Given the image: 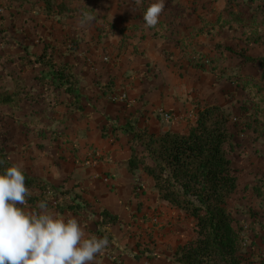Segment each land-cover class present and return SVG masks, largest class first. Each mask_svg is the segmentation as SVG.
I'll use <instances>...</instances> for the list:
<instances>
[{
	"label": "crops",
	"instance_id": "crops-1",
	"mask_svg": "<svg viewBox=\"0 0 264 264\" xmlns=\"http://www.w3.org/2000/svg\"><path fill=\"white\" fill-rule=\"evenodd\" d=\"M153 2L155 0H147V6H137L134 0H114L110 4L112 15L109 12L110 17L105 22L111 26L109 35L117 37V41L114 39L108 51L102 50V55L116 58L120 53L116 68L103 62L105 58H101L96 46L84 51L88 53L86 57L78 53L80 50H55L56 62L69 65L77 77L83 106V112L79 114L85 115L89 126L83 130V139L78 138L79 152L75 156L68 152L67 156L71 157H67L66 162L59 160L56 165L24 169L25 173L59 193L68 192L50 198L48 205L52 208L49 210L59 213L55 209L57 203L77 204L76 212L59 214L76 217L90 236L108 238V247L96 256L94 264H174L176 249L193 237V230H187L177 218L183 215L158 200L150 178L140 171L134 175L127 172L130 136L122 128L133 126L154 135L183 134L196 119V104L224 108V101L231 97V88L223 82L226 80L217 81L216 75L193 68L182 71L176 63L165 62L166 45L181 37H175L177 33L168 31L169 27L164 28L162 34H158V25L145 27L143 14ZM224 5L222 0L218 1V14L214 18L210 16L213 21L209 26L207 12L203 17L184 12V18L177 21L185 32H193V35L203 29L197 33L199 37L213 33L215 26L218 32L215 20ZM212 10L213 7L209 9ZM187 16L189 19L186 20ZM200 19L207 28H200ZM199 37L194 40V45L201 41ZM214 43L223 45V40ZM179 44L182 49L177 45L173 48L176 60L185 53L183 43ZM203 47L197 46V50L202 52ZM42 49L34 54H39ZM165 70L168 71L163 74ZM41 71L29 70L34 72L33 78ZM128 75L132 78L126 80ZM109 89L112 94H105L104 90L109 93ZM38 90L36 87L35 92ZM121 94L125 95V100H110L111 95ZM159 110L173 112L174 121L163 123L158 117ZM76 197L79 199L74 200ZM103 212L115 216L117 223L104 221Z\"/></svg>",
	"mask_w": 264,
	"mask_h": 264
},
{
	"label": "rangeland",
	"instance_id": "rangeland-1",
	"mask_svg": "<svg viewBox=\"0 0 264 264\" xmlns=\"http://www.w3.org/2000/svg\"><path fill=\"white\" fill-rule=\"evenodd\" d=\"M4 1L0 0V76L5 77V80L0 84H5L8 88L11 86L9 75L19 73L21 69L26 92H35L36 85L32 80L34 72L30 73L31 69L24 71L25 68L20 66V59L26 52L34 54L45 45H50L60 52L80 50L78 53L86 57L88 53L84 51L96 46L102 58L103 51H108L114 39L117 41V37L109 35L111 26L105 22L109 12L111 13L110 4L114 0H65L66 5L71 9V14L57 19L46 18L39 11L17 14L5 9ZM218 1L165 0V9L159 18L158 34L164 33V28L169 27L168 31L177 33L175 37H181L176 40L169 39L171 41L166 45L165 52L166 63H176L182 71L193 68L198 72L210 74L209 60L218 58V69L223 70L224 76L239 75L243 82L249 81L247 89H243L231 81L221 80L232 90L231 97L224 101V108L221 109L229 115V130L235 144L233 152L229 153V159L238 177V188L228 200L226 207L232 217L234 230L240 233L245 258L250 259L253 264H264V90L258 92L259 87H254L256 84H261L259 70L253 66L237 70L238 61L223 49L229 47L236 52L243 50L245 55L259 57L264 56V43L256 46L246 45L247 31L245 33L244 30L237 28L228 30V27L216 32L215 26L213 33H208L206 36L201 34L202 36L199 37L197 33L193 35V32H185L177 21L184 18V12L202 17L207 12L209 26L213 21L210 16L213 15L214 18L218 14ZM222 1L224 4L227 2V0ZM205 2H208L207 8ZM141 4L147 6V0H142ZM211 7L213 10L210 12ZM223 9L219 13L221 21L229 22L230 19L224 14ZM185 18L187 20L189 16ZM198 25L201 26L200 28L203 26L207 28L202 19L198 21ZM176 29L178 31L175 32ZM263 29L260 27V30ZM201 30L203 32V29ZM197 37L201 41L194 45ZM220 39L223 40V45L214 43L220 42ZM181 42L185 53L183 50L182 58L178 56L179 59L176 60L173 48L182 49L179 44ZM175 45L177 46L174 47ZM197 46H204L202 52L200 49L197 50ZM216 46H222V49L215 50ZM119 56L120 53L116 58L103 56V59L107 58V61L104 59L103 62L107 65L110 63V66L116 68L119 65ZM166 71L168 70L163 71V74ZM125 77L129 80L132 75ZM104 92L112 94L110 89L109 93L107 90ZM45 96L44 94L37 97L38 100L35 97L28 103L22 104L19 109L9 113L10 117H4L1 122L3 133L0 138L8 152L9 161L10 163L22 161L24 169L35 170L38 166L45 167L47 164L56 165L60 161L66 162L67 157L70 159L79 152L78 138L84 136L83 130L89 126L84 114L65 113L64 103L67 99H63L64 96H61L64 101L62 105L53 108L49 106L50 109H55L54 111H49L48 107L45 109L49 102L44 98ZM43 109L51 117L49 123L39 120L44 117V113L35 112ZM35 114L38 116L36 117ZM68 152L71 156H67ZM56 194L61 195V193ZM177 218L187 230H193L190 221L182 216Z\"/></svg>",
	"mask_w": 264,
	"mask_h": 264
},
{
	"label": "trees",
	"instance_id": "trees-1",
	"mask_svg": "<svg viewBox=\"0 0 264 264\" xmlns=\"http://www.w3.org/2000/svg\"><path fill=\"white\" fill-rule=\"evenodd\" d=\"M4 8L17 14L39 11L50 19L71 14L65 0H5ZM223 12L230 20L223 22L218 16L215 20L218 30L225 27L228 30L242 29L245 33L247 31L246 45L264 43V29L260 30V27L264 28V0H227ZM201 31L200 29L197 33ZM221 47L216 46L215 50H220ZM223 49L238 61L237 70L248 66L259 70L261 84L254 87H259L258 92H262L264 56L252 57L245 55L243 50L236 52L229 47ZM218 60H209L210 72L218 80L231 81L236 86L247 89L249 81L245 80L244 83L239 75L224 76L223 70L218 69ZM20 66L27 70H42L33 78L39 90L35 93L26 92L21 69L19 73L9 75V88L0 84V137L4 117H10L11 111L19 109L22 104L35 97L38 100L37 97L44 94V98L49 101L45 109L48 107L51 112L55 110L53 107L63 104L62 95L67 99L64 103L65 113L83 112L77 77L69 65L56 62L53 46L46 45L39 54L26 52L20 59ZM4 80L5 77L0 76V82ZM196 109L194 123L183 134L166 132L154 135L133 126L122 128L130 136L127 172L134 175L140 171L150 178L158 200L182 214L193 225V237L176 249L174 264H253L243 254L240 233L234 230L232 217L226 207L238 188V177L229 159V153L235 147L229 130V115L218 105L196 104ZM44 111L35 112L44 113V117L39 120L49 123L51 117ZM101 136L104 138V134ZM10 165L8 152L0 138V173ZM24 175L26 187L32 193L27 198L30 207L35 208L41 200L49 203V199L59 193L42 180L25 172ZM66 193L68 192L61 195ZM77 199L79 197L74 198ZM77 206L57 203L55 209L59 213H74ZM49 208H52L51 205ZM102 217L111 224L117 223V218L106 212L102 213Z\"/></svg>",
	"mask_w": 264,
	"mask_h": 264
},
{
	"label": "clouds",
	"instance_id": "clouds-1",
	"mask_svg": "<svg viewBox=\"0 0 264 264\" xmlns=\"http://www.w3.org/2000/svg\"><path fill=\"white\" fill-rule=\"evenodd\" d=\"M164 9L165 0L151 3L143 14L145 27L155 28ZM31 195L22 161L0 173V264H94L108 238L88 235L76 217L49 210L44 200L29 208Z\"/></svg>",
	"mask_w": 264,
	"mask_h": 264
},
{
	"label": "built area",
	"instance_id": "built-area-1",
	"mask_svg": "<svg viewBox=\"0 0 264 264\" xmlns=\"http://www.w3.org/2000/svg\"><path fill=\"white\" fill-rule=\"evenodd\" d=\"M125 95L124 94H121V95H111L110 96V100L113 101V102H121L123 100H125ZM158 117L161 119V121L163 123H166V124H169L171 123L172 121H174L175 119V115L173 114V112H167V111H164V110H159L158 111Z\"/></svg>",
	"mask_w": 264,
	"mask_h": 264
}]
</instances>
